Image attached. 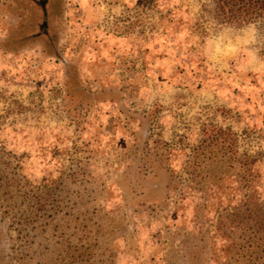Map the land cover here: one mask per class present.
Listing matches in <instances>:
<instances>
[{
	"label": "rangeland",
	"instance_id": "rangeland-1",
	"mask_svg": "<svg viewBox=\"0 0 264 264\" xmlns=\"http://www.w3.org/2000/svg\"><path fill=\"white\" fill-rule=\"evenodd\" d=\"M202 2L0 0V264H247L164 189L213 123L264 200V25Z\"/></svg>",
	"mask_w": 264,
	"mask_h": 264
},
{
	"label": "trees",
	"instance_id": "trees-1",
	"mask_svg": "<svg viewBox=\"0 0 264 264\" xmlns=\"http://www.w3.org/2000/svg\"><path fill=\"white\" fill-rule=\"evenodd\" d=\"M201 6L202 12L211 14L220 24L264 25V0H204ZM39 26L36 33H44L46 25ZM67 69L71 71L74 66L68 64ZM175 156L174 147L164 142L165 193L174 192L178 199L197 193L201 205L196 203L195 208L212 207L217 213V234L229 239L233 250L242 248L247 264H264L260 174L253 155L238 154L235 132L230 127L202 124L199 140L179 172L172 166ZM212 198L214 204L209 205Z\"/></svg>",
	"mask_w": 264,
	"mask_h": 264
}]
</instances>
